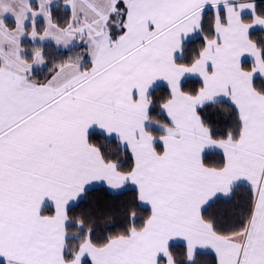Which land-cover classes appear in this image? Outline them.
<instances>
[{"label": "snow or ice", "instance_id": "1", "mask_svg": "<svg viewBox=\"0 0 264 264\" xmlns=\"http://www.w3.org/2000/svg\"><path fill=\"white\" fill-rule=\"evenodd\" d=\"M0 264H264V0H0Z\"/></svg>", "mask_w": 264, "mask_h": 264}]
</instances>
